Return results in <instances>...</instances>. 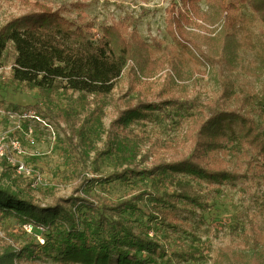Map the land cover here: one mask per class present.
I'll return each instance as SVG.
<instances>
[{
	"label": "trees",
	"instance_id": "trees-1",
	"mask_svg": "<svg viewBox=\"0 0 264 264\" xmlns=\"http://www.w3.org/2000/svg\"><path fill=\"white\" fill-rule=\"evenodd\" d=\"M200 1L183 0L191 8L172 10L166 19L167 31L182 54L215 68L223 78L221 95L213 98V104L195 103L165 86L151 99L126 102L111 123L112 128L127 131L136 123L167 119L174 126L186 127L182 141L186 153L140 168L134 166L138 146L125 136L96 158L100 163H115L120 171L86 179L77 159L73 160L70 175L83 177L81 188L51 207L42 208L0 186V224L15 221L14 229L25 234H30L25 227L32 225L34 238L18 250L7 244L0 264L24 259L52 264H182L196 259L191 249L167 245L156 233L160 225L178 230L183 221L180 210L194 214L204 206L194 191L174 189L192 181L212 190L235 186L264 209V191H255L264 185V0H217L216 8L214 0H207L215 12L201 22L213 29L198 36L189 28L201 24L197 21ZM245 6L251 8L250 18L243 14ZM37 7L0 26V65L12 50L10 83L37 93L32 106L36 116L48 128L64 124L70 144L96 134L103 110L122 79H130L132 92L157 80L158 72L175 75L168 70L172 61L162 43L153 40L150 45L125 21L103 26L96 34L91 24L69 21L61 10L46 4ZM201 43L206 49L200 48ZM155 49L159 60L153 59ZM241 51L252 55L246 67L237 62ZM237 70L258 79L260 88L234 82L231 76ZM222 96L227 98L222 101ZM90 104L93 110L80 120V113ZM12 111L21 114L22 108L13 105ZM30 121L24 120L27 130ZM97 185L102 193L112 185L131 192L107 200L93 194ZM79 192L82 195L76 196ZM144 219L146 226L141 228ZM38 236L44 238V245Z\"/></svg>",
	"mask_w": 264,
	"mask_h": 264
},
{
	"label": "rangeland",
	"instance_id": "rangeland-1",
	"mask_svg": "<svg viewBox=\"0 0 264 264\" xmlns=\"http://www.w3.org/2000/svg\"><path fill=\"white\" fill-rule=\"evenodd\" d=\"M216 2L217 0L211 2L215 8ZM37 4H46L54 10H61L69 21L91 24L96 34L101 32L103 26L125 21L150 45L153 40L162 43V48L168 52L172 61L168 70H174L175 75L170 72L160 75L161 72H158L157 80H149L141 85L139 91L132 92L129 91L130 79H122L103 110L102 126L97 125L96 134L88 141L76 140L74 144H70L63 131L66 128L64 124L48 128L43 123L31 120L28 127L31 128V133L24 127V120L12 111V106L18 105L22 108V114H34L32 106L36 102L37 93L23 91L10 83L13 52L9 50L0 65V142L4 147H10L8 151L11 153L14 142L20 145L24 151L21 159L30 169L41 174L43 185L32 188V180L19 175L4 159L0 162V186L11 188L42 208L51 207L57 203H64L68 198L75 196L74 193L81 188L83 177L70 175L69 163L73 160L77 159L75 162L86 179L108 177L121 170L113 162L106 160L100 163L96 159L97 155L111 147L115 140L128 136L137 144L139 156L134 166L140 168L151 167L159 160L170 162L173 158L186 153L182 144L186 127L174 126L167 119L136 123L127 131H118L111 127V123L117 117L118 109H123L126 102L129 100L135 102L141 97L151 99L165 86H169L175 95L195 103L213 104V98L221 95L220 83L223 78L215 68L196 61L188 53L182 54L175 38L167 31L166 19L171 16L172 10H186L191 6L185 5L183 0H0V26L13 18L36 10ZM212 6L207 0L198 3V10L201 11L197 20L199 24L203 23L201 22L203 17H211L215 12ZM241 9L245 16L249 18L252 16L249 6ZM201 24L200 26L193 24L189 29L198 36L211 33L212 26ZM248 24L252 26L251 21ZM200 45V48L206 49L204 44ZM198 52L201 54V51ZM153 59H161L156 49L153 50ZM251 61L252 55L244 54L242 51L237 57V62H244L245 67ZM224 76L229 77L228 74ZM231 79L237 84L260 88L258 79L239 70L235 75L232 74ZM70 97L72 95L66 98ZM77 98L78 95L75 94L74 101ZM222 98L224 101L227 97ZM89 100L91 101V98ZM227 102L229 106L232 105L230 99ZM93 108L94 105H91L85 112H81L80 120ZM191 185L178 184L174 189L194 191L202 197L204 206L197 209L194 214L180 210L183 221L178 225L180 226L178 230L160 225L156 232L167 245L191 249L196 253V259H190L182 264H264V209L241 194L235 186L226 185L220 190H212L205 185H196L193 181ZM261 189L264 191V185L255 191ZM95 190L94 195H102L107 200H116L127 194L129 196L131 192L120 185L108 186L106 193L100 191V185H97ZM78 195H82V192L76 194ZM146 222L145 219L140 222L141 228L146 226ZM15 224V221L0 224V255L7 244H12L18 250L34 241L30 234L14 229ZM152 234L150 233V236ZM2 264L11 263L4 261ZM14 264L52 263L24 259L15 261Z\"/></svg>",
	"mask_w": 264,
	"mask_h": 264
},
{
	"label": "built area",
	"instance_id": "built-area-1",
	"mask_svg": "<svg viewBox=\"0 0 264 264\" xmlns=\"http://www.w3.org/2000/svg\"><path fill=\"white\" fill-rule=\"evenodd\" d=\"M16 114L19 115L21 117V119H23V120H27V119L33 120L34 122H38V123L39 122L41 123V121H42L39 117L36 116L35 112H34V114H32V113L31 114H28V113L22 114V112H21V114H18V113H16ZM28 131L32 133L31 128H29ZM11 147H12V151H13L12 153L10 151H8V149L10 150V147H4V145H2V143L0 142V162L5 159L9 165H11L12 167L15 168L16 172L19 175H23L25 177L30 178L32 180V184H31L32 188H37L40 185H43V179L41 177V174L38 171L30 169L26 165L25 161L23 159H21V156L24 153L21 146L16 144V142H14V144H12ZM25 230L28 233L32 234L33 233V226L27 225L25 227ZM37 238H38V241L42 245H44V243H45L44 238L42 236H38Z\"/></svg>",
	"mask_w": 264,
	"mask_h": 264
}]
</instances>
